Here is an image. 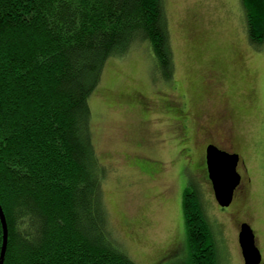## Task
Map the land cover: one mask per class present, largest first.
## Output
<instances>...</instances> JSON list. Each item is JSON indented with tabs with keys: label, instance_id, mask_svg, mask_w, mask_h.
<instances>
[{
	"label": "trees",
	"instance_id": "1",
	"mask_svg": "<svg viewBox=\"0 0 264 264\" xmlns=\"http://www.w3.org/2000/svg\"><path fill=\"white\" fill-rule=\"evenodd\" d=\"M242 2L249 40L261 48L264 0ZM137 43L149 45L160 77L171 80L163 0H0L3 264H136L110 227L89 98L107 61ZM189 185L191 262L217 264L199 187ZM2 244L0 219V255Z\"/></svg>",
	"mask_w": 264,
	"mask_h": 264
},
{
	"label": "rangeland",
	"instance_id": "2",
	"mask_svg": "<svg viewBox=\"0 0 264 264\" xmlns=\"http://www.w3.org/2000/svg\"><path fill=\"white\" fill-rule=\"evenodd\" d=\"M163 4L173 78L160 77L149 45L137 43L107 61L89 98L110 227L136 264H192L183 198L197 183L217 264H245L240 222L254 229L264 264V45L249 40L242 0ZM170 104L186 118H174ZM220 134L240 155L243 176L242 192L227 207L194 164L205 141H224Z\"/></svg>",
	"mask_w": 264,
	"mask_h": 264
},
{
	"label": "water",
	"instance_id": "3",
	"mask_svg": "<svg viewBox=\"0 0 264 264\" xmlns=\"http://www.w3.org/2000/svg\"><path fill=\"white\" fill-rule=\"evenodd\" d=\"M239 162L240 155L237 152H228L214 144L207 146V170L216 201L221 207L230 206L235 191L241 183L242 175L238 170ZM0 219L3 227L0 264H3L8 243V227L1 204ZM239 243L245 264L262 263V252L257 245L255 231L247 222H243L240 226Z\"/></svg>",
	"mask_w": 264,
	"mask_h": 264
},
{
	"label": "flooded vegetation",
	"instance_id": "4",
	"mask_svg": "<svg viewBox=\"0 0 264 264\" xmlns=\"http://www.w3.org/2000/svg\"><path fill=\"white\" fill-rule=\"evenodd\" d=\"M217 75L216 74H212V73H210L209 74V76L208 77H210L211 78V80H209L210 81V83L208 84L209 86L210 85H213V83L216 81V79H217V77H216ZM215 77V78H214ZM207 85V86H208ZM216 84L214 83V85L213 86H215ZM171 106H169L168 105V110H170V111H173V117L174 118H179V119H185L186 118V116L183 114V112L185 113V111L184 110H181V109H179V107H178V105H176V104H170ZM179 115H181V116H179ZM220 119V121H223L224 122V118H219ZM226 120V119H225ZM214 130H216L214 127H212ZM213 130V132H215V133H217L216 131H214ZM211 132V131H210ZM225 132V131H224ZM212 133V132H211ZM221 136H222V138H223V142H216V141H212V139H210L209 138V140H207V141H205V146H204V149H203V152H202V155H201V158L200 159H198V160H195V162H194V164L197 166V167H199V168H201L202 170L201 171H199L198 172V175L200 174H202V177H201V181L203 180V172H205L206 173V175L204 176L205 178H207L206 179V181H210V178H209V174H208V170H207V167H206V165H207V163H206V150H207V146L208 145H210V144H214V145H217L219 148H221V149H223V150H226V151H228V152H235V150H233V145L232 144H227V141L229 140V139H227L228 138V136H225V135H223V134H220ZM229 135V134H228ZM229 145H232L230 148L228 147ZM240 161H241V158H240ZM202 164H203V166L205 167H202ZM239 165H240V162H239ZM242 175V174H241ZM195 176V175H194ZM210 183H211V181H210ZM242 185H243V176H242V179H241V183L239 184V186L237 187V189H236V191H235V195H236V193H237V190H241L240 192H238V193H241L242 192ZM211 187H212V183H211ZM235 195H234V197H235ZM234 200V199H233ZM232 204V203H231ZM230 204V205H231ZM243 222H240L239 223V227L241 226V224H242ZM240 230V229H239ZM261 264H263V256H262V263Z\"/></svg>",
	"mask_w": 264,
	"mask_h": 264
}]
</instances>
